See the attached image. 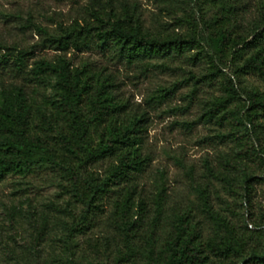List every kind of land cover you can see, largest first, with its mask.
Segmentation results:
<instances>
[{
	"label": "rangeland",
	"instance_id": "rangeland-1",
	"mask_svg": "<svg viewBox=\"0 0 264 264\" xmlns=\"http://www.w3.org/2000/svg\"><path fill=\"white\" fill-rule=\"evenodd\" d=\"M125 5L144 30L164 38L191 39L200 33L201 18L209 19L216 11L200 0H0V92L22 87L29 98L43 104L44 97L53 94L52 83L36 79L32 68L40 59L59 56L72 67L87 65L109 75L124 114L143 117L145 158L141 172L110 187L98 205L89 208L74 194L61 167L37 164L24 174L5 176L0 181V264H153L148 249L152 243L155 249L163 248L184 215L209 256L208 264L217 256L204 244L224 232L214 216L243 237L244 249L233 256L235 264H256L248 257L254 250L264 252V106L258 107L253 125L245 122L239 130L218 119L221 110L210 111L225 96L222 73L239 90L227 103L229 109L247 105L243 89L264 96V76L249 72L236 79L231 74L233 64L248 57L250 50L220 62L202 41L182 52L168 50L128 62L112 45L48 48L35 28L58 35L74 21L92 22L91 7L108 11L111 6L118 14ZM233 6L230 22L246 36L262 17L264 0H237ZM20 49L28 51L21 64L15 61ZM241 113L245 117L246 112ZM112 163L111 158L88 163L81 175L101 180ZM126 184L135 190L132 236L110 219L113 202ZM138 203L143 206L139 211Z\"/></svg>",
	"mask_w": 264,
	"mask_h": 264
},
{
	"label": "trees",
	"instance_id": "trees-1",
	"mask_svg": "<svg viewBox=\"0 0 264 264\" xmlns=\"http://www.w3.org/2000/svg\"><path fill=\"white\" fill-rule=\"evenodd\" d=\"M200 1L215 7L216 11L209 19L201 18L200 33L191 39L150 34L126 5L118 14L111 6L108 11L91 7L92 22L84 20L82 25L74 21L61 28L58 35L49 34L40 26L35 28L43 34L42 45L48 48L65 51L90 49L93 43L99 48L112 45L128 62L168 50L182 52L192 42L200 45L202 41L220 62L250 50L248 57L233 64L231 74L236 79L249 72L264 76V10L253 30L243 36L230 22L235 13L233 2L237 0ZM27 54L28 51L18 50L15 61L21 64ZM213 66L222 72L219 66ZM32 73L38 80H49L53 94L38 104L22 87L0 92V181L10 173L24 174L37 164H53L64 170L74 194L84 206L96 207L110 187L128 181L144 169L140 135L143 117L124 114L123 105L111 91V77L94 72L87 65L72 67L67 59L59 56L53 61H36ZM221 79L225 96L215 101L210 111L221 110L218 119H226L238 130L245 122L253 125L258 107L264 106V96L255 90L243 89L247 105L239 110L229 109L227 103L238 97L239 90L225 73ZM241 111L246 112L245 117ZM104 158L113 159V163L101 180L89 173L81 175L82 167ZM223 179L228 180L224 176ZM248 180L245 176L244 182ZM122 189L113 202L110 219L125 235L132 236L137 213L135 190L132 184ZM138 205L141 207L137 211L143 207L142 203ZM214 218L224 232L208 239L204 247L217 256L214 264H235L233 256L244 249L243 237L224 219ZM177 225L168 234L163 248L155 249L151 239L148 255L152 263L208 264L209 256L187 217L180 216ZM252 259L256 264H264V252L251 251L248 260Z\"/></svg>",
	"mask_w": 264,
	"mask_h": 264
}]
</instances>
